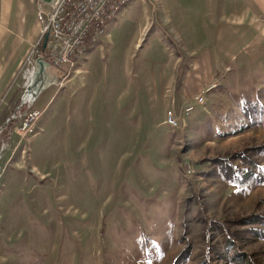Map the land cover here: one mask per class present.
<instances>
[{
    "label": "rangeland",
    "instance_id": "obj_1",
    "mask_svg": "<svg viewBox=\"0 0 264 264\" xmlns=\"http://www.w3.org/2000/svg\"><path fill=\"white\" fill-rule=\"evenodd\" d=\"M195 10L190 0H132L60 67L72 82L26 137L6 131L0 264H264V70L241 68L250 57L226 17L210 12L205 32L189 22ZM219 27L218 86L189 114L172 90L157 98L141 70L148 50L158 41L187 54L188 35L213 49ZM188 66L175 69L176 97Z\"/></svg>",
    "mask_w": 264,
    "mask_h": 264
},
{
    "label": "crops",
    "instance_id": "obj_2",
    "mask_svg": "<svg viewBox=\"0 0 264 264\" xmlns=\"http://www.w3.org/2000/svg\"><path fill=\"white\" fill-rule=\"evenodd\" d=\"M37 1L0 0V125L6 117V113L13 110L14 103L20 97L21 74L25 59L40 38V24L36 16ZM190 2L197 10L191 11V15H188L189 22H199L202 31H212V28L206 24L205 18L210 12L220 13L221 16L226 17V23H231L229 26L238 29L234 33L238 35L241 43L239 49H242L250 57V60L239 62L241 68L246 66L244 63H247L264 70V51L261 52V49L264 50V0H190ZM184 16L187 17V14H180V22L187 21ZM185 31L191 32V28L185 26ZM226 31L228 28L225 30L223 27H219L218 33H222L219 39L214 40L215 43L212 42L213 49L206 42L196 45L195 40H191L192 36L188 35L190 42L187 45L193 47L194 50L187 54L179 52L170 56L157 41L156 45H153L146 53L141 66L142 72L146 73V70H151L148 74L146 73L150 76L151 92L157 98L164 99L166 92L172 90L175 102H179L180 105L194 103L195 96L210 87V84H216L214 60L221 71L223 67H227L224 66L226 61L222 58L224 43L221 39L223 34L227 33ZM234 57L235 55L229 56V61ZM184 62L189 66L187 71L182 73L179 93L176 97L174 88L178 72L175 69L177 65ZM76 73L77 75L81 74V70H77ZM70 82H72L71 77L65 81L62 87H57L56 92L48 99L44 108L40 109L37 107V103L42 90L35 100L33 108L43 112L48 105H51L58 90L60 91ZM216 86L218 85L216 84ZM166 89L168 90L166 91ZM175 102L171 104L166 101V110H176ZM39 106L41 107V105Z\"/></svg>",
    "mask_w": 264,
    "mask_h": 264
},
{
    "label": "built area",
    "instance_id": "obj_3",
    "mask_svg": "<svg viewBox=\"0 0 264 264\" xmlns=\"http://www.w3.org/2000/svg\"><path fill=\"white\" fill-rule=\"evenodd\" d=\"M122 0H51L49 3L38 0L36 3V16L40 24V38L26 57L22 69V94L16 109L6 121L0 125V160L2 154L8 151L4 137L7 134L6 126L9 122L15 123V131L19 134V141L26 137L29 128L35 122L34 109L36 99L25 100V91L34 72L35 62L42 60L51 67L53 79L48 85L61 86L69 78L68 70L62 71L61 66L69 68L73 58L77 56L80 48L90 42L92 38L100 35L101 28L107 25L109 14L115 10ZM207 89H211V86ZM31 99V100H30ZM205 100V91L194 98V103ZM187 114L191 113L193 104L185 106ZM165 123L171 128H178V122L171 112H167ZM13 135V134H12ZM0 167V177L3 174Z\"/></svg>",
    "mask_w": 264,
    "mask_h": 264
},
{
    "label": "water",
    "instance_id": "obj_4",
    "mask_svg": "<svg viewBox=\"0 0 264 264\" xmlns=\"http://www.w3.org/2000/svg\"><path fill=\"white\" fill-rule=\"evenodd\" d=\"M46 2H50L51 0H43ZM53 79V75L51 73V67L48 63L42 60H37L35 62V72L34 75L26 88L25 96H29L32 99H37L42 90L48 87L50 82ZM24 98L21 99L20 105L23 103Z\"/></svg>",
    "mask_w": 264,
    "mask_h": 264
},
{
    "label": "bare ground",
    "instance_id": "obj_5",
    "mask_svg": "<svg viewBox=\"0 0 264 264\" xmlns=\"http://www.w3.org/2000/svg\"><path fill=\"white\" fill-rule=\"evenodd\" d=\"M131 1L132 0H122L119 4H117V6L115 7V10L112 11V14H109V17H108L107 20H111L116 14H118L120 12V10L122 8H124ZM74 58H73V62H74ZM73 62H72V65H73ZM72 65H70V66H72ZM29 98H31L30 95L29 96H26L25 97V100H28ZM40 115H41L40 111L36 113L35 121L40 117Z\"/></svg>",
    "mask_w": 264,
    "mask_h": 264
},
{
    "label": "trees",
    "instance_id": "obj_6",
    "mask_svg": "<svg viewBox=\"0 0 264 264\" xmlns=\"http://www.w3.org/2000/svg\"><path fill=\"white\" fill-rule=\"evenodd\" d=\"M91 41H93V38L91 39ZM87 43H88V42H86V44L83 45V46L80 48V51H82L83 49H85ZM77 56H78V55H77ZM77 56H75V58H76ZM14 127H15V123H13V122H9L8 125L6 126V131H10V130H12Z\"/></svg>",
    "mask_w": 264,
    "mask_h": 264
}]
</instances>
